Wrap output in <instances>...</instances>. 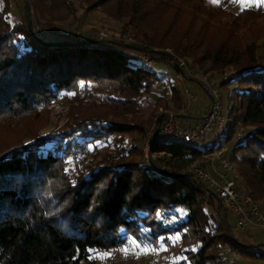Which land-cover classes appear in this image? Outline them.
I'll return each instance as SVG.
<instances>
[{"label": "trees", "instance_id": "obj_1", "mask_svg": "<svg viewBox=\"0 0 264 264\" xmlns=\"http://www.w3.org/2000/svg\"><path fill=\"white\" fill-rule=\"evenodd\" d=\"M16 1L0 0V264H94L93 253L130 237L156 248L163 241L167 254L182 256L178 264L263 257L234 232L224 203L182 174L203 150L154 142L151 164L173 176L142 160L146 129L165 117L158 109L179 111L185 97L178 81L141 58L156 54L135 48L170 49L213 76L239 73L222 83L236 85L222 140L248 128L230 156L264 203V5L236 12L224 0H22L20 13ZM27 3L32 27L64 34L36 37ZM80 8L128 18L135 48L77 35ZM55 107L63 122L45 130Z\"/></svg>", "mask_w": 264, "mask_h": 264}, {"label": "built area", "instance_id": "obj_2", "mask_svg": "<svg viewBox=\"0 0 264 264\" xmlns=\"http://www.w3.org/2000/svg\"><path fill=\"white\" fill-rule=\"evenodd\" d=\"M32 30L36 37H42L46 32L54 33V31L46 30L37 21L34 22ZM86 33L88 35L92 34V32ZM77 35L79 34L77 33ZM126 35L125 38L117 40L130 46L137 43L130 32L126 33ZM97 36L101 39H109V35L106 32L97 33ZM156 56L143 54L141 58L146 66L150 67L160 61L155 59ZM161 56L163 57L161 59L170 67L175 68L177 73L173 75L169 72H160V75L173 79H177L180 76L189 79H199L211 101L207 114L201 117L193 116L190 114L189 109L192 100L196 99V96L185 87L183 90L185 101L182 108L178 112L166 114L158 126V131H156L157 126H153L149 131L150 139L144 148L147 164L157 174L167 176L176 174L175 171L165 168L164 165L155 167L151 164L153 160L151 145L154 142L183 143L203 150L201 160L183 170L182 174L203 184L224 203L226 213L234 220V230L264 229V210L261 203L254 200L240 183V171L231 159L229 146L222 140L227 123L220 87L213 83L208 76L200 73L201 71H193L187 60L172 50L166 49V53ZM238 74L224 73L221 77V82H227L231 78L238 76ZM243 140L244 138L240 137L238 142H243ZM162 170H166L167 174H164Z\"/></svg>", "mask_w": 264, "mask_h": 264}, {"label": "rangeland", "instance_id": "obj_3", "mask_svg": "<svg viewBox=\"0 0 264 264\" xmlns=\"http://www.w3.org/2000/svg\"><path fill=\"white\" fill-rule=\"evenodd\" d=\"M224 1L226 3H230L233 10H235L236 12L246 7H257L259 5H264V3H260V0H224ZM81 2H82L81 0H76V3L78 4ZM16 3L18 4L19 8L15 5L16 6L15 11L17 12V10H19L20 13H23L24 8H23L22 0H18L16 1ZM85 6H87V3L83 5V8ZM31 16L33 19L35 18L34 12L32 10H31ZM79 16H81V24L79 25L78 28H76V24H72L73 25L72 28L75 27L76 28L75 30H77L76 32L79 35H83V37L85 36L89 38H95V39L97 38L99 40H103L99 36H97V33L106 32L109 35V39H104V40L116 41L117 39L119 40V39L125 38L127 36L126 33L130 31L134 33L130 27L125 26V23L127 22L128 18L117 17L115 15L114 10L107 11V8L106 9L100 8L99 10L93 13L84 14L83 9L80 8L78 17ZM73 21L74 20L70 18L68 19L67 22L68 24H70V23H73ZM43 27L46 28L44 25ZM62 29H67V27H62ZM50 31L52 32L54 31V35H57V36L64 34L63 30L57 31V30L51 29ZM86 32H92V34H89L90 35L89 36ZM131 35L134 37L133 34ZM110 45L116 48H120L119 46L115 44L113 45V43H110ZM156 50L157 52L154 53L157 55L155 59L160 60V61L162 60V61L154 64L155 70L159 72H169L170 74L175 75L177 73V70L167 65L166 62H163V59H161L159 56V55H164L166 53V49H163V50L156 49ZM261 55L264 56V48L261 49ZM192 70L198 71V69H194V68H192ZM200 73H203L206 76H208L213 83L217 84L220 87L223 101H224V110H225V115H226V108L229 105L228 91L233 90L236 87L235 83L231 82L230 84H228V86H224V85L222 86V83H223L221 82L222 76H213L211 73H207L205 71H201ZM228 73H232V71L230 70L228 71ZM175 80L180 83V88L182 89V91L185 89V87H187L196 96V99L192 100V104L189 109L190 114L194 116L196 115V113H194L196 111L199 113V115H196L198 117H201L207 114L209 111L211 99L208 93L206 92V90L201 85L200 80L197 78L189 79V78H185L184 76H180ZM58 110H59V107L58 108L55 107L53 109V113L47 115L49 127L48 126L45 127V130H48L49 128H51L53 125H55V123L61 124V122H63L62 117L59 114H57ZM158 112L160 114H165V115L171 112L175 113L173 108H169V109L159 108ZM43 116H46V115H43ZM152 128L153 126L146 129L145 131L148 139L144 141V146H143L142 160H144V162H146L144 148H145L147 141H149L150 139L149 131ZM247 131H248V128L242 129L240 127L232 139L228 140L227 142L225 141L227 145L229 146V148L233 150L235 142L238 141L240 137L244 138L243 141H246ZM3 132H4L3 128L0 129V138H2V134H4ZM210 142H211V139H210ZM156 157L157 155L153 154L154 160H156ZM145 164H147V162ZM164 166L165 168L171 169L170 167L166 165ZM240 183L242 184L241 179H240ZM260 203L264 210V203L262 201H260ZM224 211L226 213L225 206H224ZM180 212L182 215L184 214V211H180ZM228 219H229L230 225L233 228L234 227L233 218L228 215ZM234 232L244 242H246L249 245H253L254 246L253 248L257 254L263 253L264 229L250 228L246 231H236L235 230ZM177 238H173L172 241L175 243ZM166 250H167V244H165L163 241L160 243L159 247L156 248L154 245H149V244L142 246L137 242L136 239H134L133 237H130L129 242L126 245L120 248L108 251V252L93 253L91 255V258L94 259V264H178L176 263V261L179 260V258H181L182 256H180L179 258L175 256H171L170 254L171 252H169L170 254L169 255L166 253ZM228 263L229 264H264V256L256 258V257H248L245 255H240L237 253H231L229 256Z\"/></svg>", "mask_w": 264, "mask_h": 264}, {"label": "water", "instance_id": "obj_4", "mask_svg": "<svg viewBox=\"0 0 264 264\" xmlns=\"http://www.w3.org/2000/svg\"><path fill=\"white\" fill-rule=\"evenodd\" d=\"M26 8H27V11H28V21H29V28L31 29L32 28V16H31V8H30V6H29V4L27 3L26 4ZM96 41H104V40H96ZM96 41H86L85 43H91V42H96ZM109 42H110V40H109ZM112 42V41H111ZM123 46H125V47H129V48H135V47H133V46H130V45H127V44H122ZM135 49H137V50H140V51H144V52H150V53H155V52H157V50L156 49H145V48H135ZM158 126H157V128H156V131H158ZM210 192H212L211 190H209ZM213 193V192H212ZM214 194V193H213ZM219 201L221 202V200L219 199ZM224 218V217H223ZM224 221H225V223L227 224V226H228V229H229V233H230V235L231 236H234V233H233V231H232V228L230 227V225H229V223H228V221L226 220V218H224Z\"/></svg>", "mask_w": 264, "mask_h": 264}, {"label": "snow or ice", "instance_id": "obj_5", "mask_svg": "<svg viewBox=\"0 0 264 264\" xmlns=\"http://www.w3.org/2000/svg\"><path fill=\"white\" fill-rule=\"evenodd\" d=\"M214 2H215V0H214ZM260 3H264V0H260Z\"/></svg>", "mask_w": 264, "mask_h": 264}, {"label": "crops", "instance_id": "obj_6", "mask_svg": "<svg viewBox=\"0 0 264 264\" xmlns=\"http://www.w3.org/2000/svg\"><path fill=\"white\" fill-rule=\"evenodd\" d=\"M194 113H196V115H199V113L196 111V112H194Z\"/></svg>", "mask_w": 264, "mask_h": 264}]
</instances>
